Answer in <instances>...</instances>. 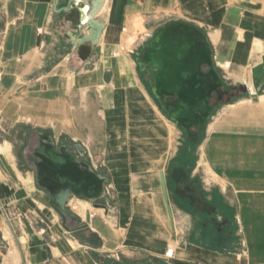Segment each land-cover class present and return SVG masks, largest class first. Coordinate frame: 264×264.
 Instances as JSON below:
<instances>
[{
  "label": "crops",
  "instance_id": "obj_1",
  "mask_svg": "<svg viewBox=\"0 0 264 264\" xmlns=\"http://www.w3.org/2000/svg\"><path fill=\"white\" fill-rule=\"evenodd\" d=\"M68 2L0 0V118L12 122L26 116L31 127L55 120L57 132L73 136L81 135L80 128L85 127L92 136L93 148L104 153L106 169L97 171L91 163L93 168L106 178L107 183L112 181L118 192L119 227L113 228L96 214L92 224H85L76 217L78 223L73 225V235H62L63 210L29 169V158L24 152L15 153L13 143L5 140L0 143L1 232V226L8 224L17 241L29 240L28 248L20 246L24 249L26 264H169L164 255L168 242L176 234L182 245L173 264H255L251 251H237L232 232L218 234L215 226L213 231L205 221L207 214L197 212L188 198L176 193L171 179L174 153L168 146V134L164 135L166 129L160 128L158 119L153 116V107L160 108L159 102L145 78V66L137 58L145 45L139 51L136 43L146 22L153 17L145 19V16L166 10L173 17L177 15L175 21L213 23L214 47L220 48L216 54H223L242 67L253 40H261L264 46V0H113L111 10L105 12L107 3L102 6L99 3L98 13L91 20L102 24L103 30L94 43H86L92 46V52L86 60L80 57L79 63L73 50L63 51V41L56 44V40L63 37L74 41L65 34L71 25L61 23ZM89 13L87 8V16ZM239 38L246 42L238 43ZM122 44L127 45L122 55L113 57V49ZM257 55L263 57L264 49L254 51L253 58ZM94 60L97 61L94 63ZM78 64H93L94 67L85 69ZM107 71L112 74V81L106 79ZM245 71L247 74V67ZM89 72L95 74L94 80L90 81H95L97 76L103 77L111 103L107 106L100 94L102 109L97 110V102L87 94L84 110L74 112L73 105L80 100L77 90L85 92L96 86L75 84L73 79L86 76L89 80ZM263 94L264 86L261 94L254 93L253 96ZM256 108L259 105L252 109ZM160 110L170 122L171 118ZM260 117L259 120H243L231 115L216 131L264 136V113ZM124 133L130 135L128 143L121 139ZM6 144L11 145L10 150H5ZM150 149L153 152H149ZM166 152L169 156L165 165L169 178L167 189L171 188L169 197L178 225L176 233L168 220L165 195L157 178L159 163L156 160ZM148 168L153 169V173L146 180ZM196 170L192 168L191 174ZM201 190L216 210L223 209L225 219L222 222L226 228L235 213L233 205L226 203L223 208L215 201L217 195L210 188ZM45 232H49L51 239ZM86 232L96 236L100 243H89Z\"/></svg>",
  "mask_w": 264,
  "mask_h": 264
},
{
  "label": "rangeland",
  "instance_id": "obj_2",
  "mask_svg": "<svg viewBox=\"0 0 264 264\" xmlns=\"http://www.w3.org/2000/svg\"><path fill=\"white\" fill-rule=\"evenodd\" d=\"M112 1L113 0H86L88 4L94 5H92L91 8H95L93 9V12L89 11V14L93 13V16L90 15V21L88 14V20L83 25L81 30L73 31L76 35V40L70 42L71 40H68L65 37H63L64 39L56 40L57 45H59L62 41L64 42H62L63 51L69 52L73 50V55H76L78 63L81 62L79 52L77 51L78 46L83 43H94L96 36H98V34L103 30L102 24L91 20L98 13V4L100 3L102 6V4L107 3L104 7V12L110 11L112 8ZM176 16L173 17V14L171 15V13L161 9L153 12L152 14H147L145 19H149L150 17L152 18H150V21L146 22V28H144V31L138 35L136 44L139 45L137 49L140 51L141 47L145 45L144 39L149 34H154L160 27L175 21ZM57 18L59 19L60 17ZM189 23L194 24L205 32L211 48L214 51L215 59L216 57L223 55L216 54L217 51H220V48L214 47V34L212 33L214 30L213 23ZM62 34H64V30L62 31ZM259 41L261 40H253L251 45L247 48L248 55H242L243 57L246 56L245 60L247 62L244 60L243 62L245 64L240 67V69L243 73L246 72L245 69L247 67V84H240L229 74V72L220 68L217 64L215 65L216 71L224 80L225 86H228L230 93L222 102H216L213 113L209 117L207 124L202 129L197 127L192 129L193 132H197L199 134L197 141L192 142L188 138L185 130L181 128L174 120L169 119V122L168 119L162 114L158 106L153 107V116L158 119L159 127H164L166 129V133H164V135L168 134V146L169 148L171 147V152L174 153V157L171 160V172L175 166H177V164L191 165V168L197 169L195 173L191 174V179L196 180V185H198L201 189L204 187L210 188V190H212V192L217 195L215 201L223 208L226 203L233 205L232 208L235 213L232 215V220L227 222L226 230L232 232L235 235L238 249L237 251L242 253L248 249L255 256V264H264V136L224 132L220 133L216 131L217 129L224 126L223 122L228 120L231 115L234 119L240 118L243 120H259L261 118L260 116H262L264 113V100H262L264 99V95H261V97L253 96L251 87H254V80L250 77L252 69L262 60V57H258V55L253 58L254 51L258 50V43H260ZM237 42L242 44L246 42V40L244 38H239ZM126 46V44L117 46L115 49H113L112 56L118 57L122 55ZM95 61L97 60H94L93 62L95 63ZM78 65L79 67L81 66V68L84 67L85 69H92L94 67L93 64ZM121 70L124 71L122 65ZM105 77L107 80L112 81V74L109 73V71L105 73ZM73 82L79 85L81 83L82 85H85V87L92 85L96 86L86 90L85 92L77 90L78 93L76 95L80 100L77 103H74V112H80L84 110L85 105H87V94L90 99H92L94 102H97V110L102 109L100 103V94L106 105H110L111 95L106 89V85L102 76H97L95 81L87 80L86 76L78 77L75 80L73 79ZM81 97H83V101H81ZM243 99H250L251 101L240 105L238 108H228L229 105L237 104ZM257 105H259V108L252 109ZM228 109H231V111L230 113L226 114L229 111ZM143 113L145 112L143 111ZM104 114H106L105 111ZM222 117L223 119L219 121ZM28 121L29 118L26 116H21L19 119H16L12 122L10 120L7 121L0 118V143L5 140H9L13 143L15 153L22 154L24 152V156H27L30 160L29 169L35 173L34 175H37L36 161H38V159L34 156V150L39 147V131L55 133L53 134V137L57 145L64 143L67 144L69 142L81 143L87 148V153L84 156H81V158L94 164L97 171L106 169L104 165V153L102 150L98 149V151H96V149L93 148L94 142L92 136L87 132L85 127L80 128L82 130L81 135L73 136L63 131L57 132L55 120H51L42 126L36 127H31L30 125H32V123ZM121 139L128 143L130 139L129 133L122 134ZM1 150H4V148L2 147ZM40 151H42V148ZM148 151L153 152L151 149ZM168 157L169 156L166 152L156 161H158L159 165L161 164V171L165 173L166 183L169 186V178H167V173L165 171V165ZM198 165L200 166L198 167ZM152 173L153 169H146V180H149L150 174ZM157 178L159 185L161 186V178L159 173ZM34 182H36L35 177ZM244 189H251L252 191H244ZM168 190V193H171L170 187ZM73 196L81 199H87L82 196ZM96 203L101 205L99 206L101 209H96V214H100L113 228H118L120 202L118 192L112 181L107 183L106 195L102 199L97 200ZM105 209H107V211ZM76 217L79 216L77 215L75 204H72V206L68 207L67 211H61V222L63 224L62 235L63 233L73 235V225L78 223L75 220ZM214 217L219 221H223V219H225L223 209H218ZM168 220L170 222V218H168ZM210 220L211 218L207 215L205 221L210 227L213 228L214 231V224ZM3 221L5 222V220ZM83 223L86 224V222ZM190 224H192L191 219ZM174 225L175 227L173 229L174 233H176L178 231V225L175 214ZM122 229L124 231L125 228ZM84 234L90 240L89 243H93L95 245L100 243V240L96 236H93L87 232ZM45 235L48 239H51L49 232H45ZM16 242L19 247L21 257L19 259L20 261L17 260L13 264H26L24 249L20 246H25L28 248L30 242L25 238L19 239L18 241L16 240ZM181 245L182 242L177 239L176 234L174 239L168 242L166 252L171 250V246H174V251L177 253V250L181 247ZM11 248V245H9L7 241L3 246L0 247V264H4L5 255L10 253ZM177 255L178 253L171 259H167L165 257V260L169 262V264H173Z\"/></svg>",
  "mask_w": 264,
  "mask_h": 264
},
{
  "label": "water",
  "instance_id": "obj_3",
  "mask_svg": "<svg viewBox=\"0 0 264 264\" xmlns=\"http://www.w3.org/2000/svg\"><path fill=\"white\" fill-rule=\"evenodd\" d=\"M84 7L73 8V22L82 24ZM92 52L90 44L80 48L81 58L87 59ZM214 51L205 32L185 21H173L160 27L145 39V46L137 54L147 71L152 93L165 114L183 128L188 138L195 142L199 134L192 129H202L215 109L213 95L220 94L222 100L224 80L214 67ZM257 94L264 86V55L262 61L253 69ZM39 147L34 150L37 167V179L46 187L55 203L64 211L68 210L73 195L82 196L96 203L106 193L107 180L98 173L90 161L82 159L86 149L81 143L57 145L49 132H39ZM42 148V151L40 149ZM191 165H177L171 173L175 191L190 200L197 211L209 214L216 207L204 198V193L191 179ZM161 183L172 226L174 211L170 203L165 173L161 172ZM213 222L218 225L217 219ZM0 231V246L4 245Z\"/></svg>",
  "mask_w": 264,
  "mask_h": 264
},
{
  "label": "bare ground",
  "instance_id": "obj_4",
  "mask_svg": "<svg viewBox=\"0 0 264 264\" xmlns=\"http://www.w3.org/2000/svg\"><path fill=\"white\" fill-rule=\"evenodd\" d=\"M87 17H88L87 16V8H85L84 9V13H83L82 24L77 26L78 28L82 27V25H84L86 23V21L88 20ZM151 35H153V34H149L147 37H149ZM219 37H220V35H219ZM263 49H264L263 44L261 42L258 43V50L257 51L262 52ZM221 56H223V55H221ZM221 56L216 57V59L214 58L215 56L213 57L215 65L217 64L220 68H222V69L226 70L227 72H229V74L232 75L235 78L236 81L240 80L242 82V84L245 83V80H246L245 76H247L246 72L242 73L241 69H240V66L237 63L225 58L224 56H223L224 58L221 57ZM234 71H236V72H234ZM87 76H88L89 80H94V78H95L94 72H89V74ZM250 77L253 78V72L250 74ZM253 80H254V78H253ZM251 89L253 91V94L257 93L255 86L251 87ZM262 100H264V99H262ZM250 101H251L250 99H243L237 104L229 105L228 108H231V109L238 108L240 105L248 103ZM6 148L8 150H10L11 149V145L10 144H6ZM85 149H86V153H87V148L85 147ZM161 169H162V167H161V164H160L159 165V169H158V173L161 171ZM161 185H162V183H161ZM106 193H107V183H106ZM106 193H105V195H106ZM73 202H75V203H73ZM72 204H75V208L77 209V215L79 216L81 221L82 222H86V223L89 222L91 224H92V222H94V218L96 217V209H101V208H99V206L98 207L95 206L92 201H89L87 199H81V198H78V197H75V196L71 197V199L69 200L68 207L72 206ZM102 209H104V208H102ZM105 210L107 211V209H105ZM84 218H85V220H84ZM174 227H175V225H174ZM1 228H2V235H3L4 242L7 241L9 243V245H11V247H12L11 250H10V253H8V255H5L4 264H13L17 260H19L20 257H21L20 251H19V247H18L16 239H15V237L13 235L15 233H13L12 229L9 227L8 224H3L1 226ZM174 250H175V247L171 246V250L170 251L173 252V255H176L177 253Z\"/></svg>",
  "mask_w": 264,
  "mask_h": 264
},
{
  "label": "flooded vegetation",
  "instance_id": "obj_5",
  "mask_svg": "<svg viewBox=\"0 0 264 264\" xmlns=\"http://www.w3.org/2000/svg\"><path fill=\"white\" fill-rule=\"evenodd\" d=\"M69 7H68V10L66 11V12H64V15H63V17H62V20H61V23H62V25L63 26H65L66 24H70L71 25V29H69L68 31H66L65 32V34H66V36H68L69 38H73V40L75 41L76 40V35H75V33L73 32L74 30H81V28L83 27H81V28H78L76 25H75V23L73 22V20H72V18H73V8H75V7H77V6H79V7H84L85 8V6L88 8V13H89V11H90V9H91V6L90 5H92V4H88L87 2H86V0H69ZM78 4V5H77ZM89 21H90V17H89ZM84 44H86V43H83V44H81L80 46H78V52H79V56L81 57V54H80V48H81V46L82 45H84ZM214 66H215V62H214ZM248 76V75H247ZM247 76H246V80H245V83H243V84H247ZM240 84H242V82H239ZM253 85L255 86V84L253 83ZM229 93H230V90H229V88H227V87H224L223 88V93L221 94L222 96H223V99L222 100H220L219 99V96H220V94H215V95H213L214 97H213V100L215 101V105H216V102L217 103H219V102H222L228 95H229ZM264 95V94H263ZM35 156V155H34ZM37 158V157H36ZM38 159V158H37ZM194 181H196V180H194ZM196 184V183H195ZM199 212H204V213H206L210 218H211V222L214 224V226L216 227V229H217V232H218V234H223V235H229V231H227L226 230V228L224 227V223L222 222V221H219L218 219H217V224L218 225H216L214 222H213V219L215 218L214 216H215V213L217 212V210H216V212L215 213H212V214H208V212H206V211H199ZM216 219V218H215Z\"/></svg>",
  "mask_w": 264,
  "mask_h": 264
},
{
  "label": "built area",
  "instance_id": "obj_6",
  "mask_svg": "<svg viewBox=\"0 0 264 264\" xmlns=\"http://www.w3.org/2000/svg\"><path fill=\"white\" fill-rule=\"evenodd\" d=\"M164 256H165L167 259H171V258L174 257L173 252H171V251H167V252L165 253Z\"/></svg>",
  "mask_w": 264,
  "mask_h": 264
}]
</instances>
